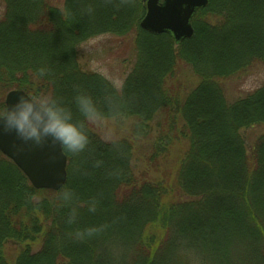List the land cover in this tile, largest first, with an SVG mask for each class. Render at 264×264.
Returning <instances> with one entry per match:
<instances>
[{
    "label": "trees",
    "instance_id": "16d2710c",
    "mask_svg": "<svg viewBox=\"0 0 264 264\" xmlns=\"http://www.w3.org/2000/svg\"><path fill=\"white\" fill-rule=\"evenodd\" d=\"M59 1L2 0L0 88L54 95L76 119L87 93L101 117L84 151H63L59 190L34 188L0 152V264H264V131L251 144L244 133L264 125V83L224 95L227 80L264 67V0H208L180 43L139 27L142 0ZM106 33L135 35L120 89L78 65V47ZM102 119L121 136L103 140ZM90 227L102 230L76 237Z\"/></svg>",
    "mask_w": 264,
    "mask_h": 264
},
{
    "label": "clouds",
    "instance_id": "9594fccd",
    "mask_svg": "<svg viewBox=\"0 0 264 264\" xmlns=\"http://www.w3.org/2000/svg\"><path fill=\"white\" fill-rule=\"evenodd\" d=\"M40 74H44L43 69ZM74 103L82 119L74 118L73 110L54 95L22 93L14 103L0 107V131L14 133L23 142L22 145L44 146L51 143L53 146L59 145L61 151L80 153L89 144L86 124H95L100 119L101 112L94 98L87 93H78ZM59 199L63 204L69 205L74 199V193L64 190ZM95 210L93 202L89 211ZM77 216L78 212L73 208L67 222L75 223ZM101 230L102 227H90L78 231L76 237L85 239Z\"/></svg>",
    "mask_w": 264,
    "mask_h": 264
},
{
    "label": "water",
    "instance_id": "95a60500",
    "mask_svg": "<svg viewBox=\"0 0 264 264\" xmlns=\"http://www.w3.org/2000/svg\"><path fill=\"white\" fill-rule=\"evenodd\" d=\"M146 13L140 27L155 34L166 33L174 42L190 38L194 29L192 18L208 0H144ZM22 90H10L5 105L14 103ZM14 133L0 131V152L9 158L36 189L59 190L66 182L67 158L59 145H22Z\"/></svg>",
    "mask_w": 264,
    "mask_h": 264
},
{
    "label": "rangeland",
    "instance_id": "374dc122",
    "mask_svg": "<svg viewBox=\"0 0 264 264\" xmlns=\"http://www.w3.org/2000/svg\"><path fill=\"white\" fill-rule=\"evenodd\" d=\"M53 5H60L59 0H51ZM145 7V1L142 0ZM4 4L0 0V10L2 12ZM146 13V7L145 12ZM143 15V17H144ZM142 17V18H143ZM208 18V17H207ZM142 20V19H141ZM211 19H209L210 21ZM140 25V23H139ZM140 27V26H139ZM135 35L127 34L125 36H118L114 34H101L83 42L77 49L78 51V65L80 68L89 73H98L111 82L117 89L122 87L124 79L130 73L136 58V44ZM180 76L185 77V81L191 80L193 73L187 68H183L180 63ZM194 78V77H192ZM196 81V79H195ZM193 80L190 82L192 83ZM264 83V67L256 63L251 66L243 74L227 80L224 83V95L229 103L236 99L245 97L248 93L256 90ZM194 87V84H190ZM187 86L188 83H187ZM190 87V86H189ZM6 93L0 88V102L5 104ZM130 119L125 120V124ZM112 119H102L95 126L98 134L103 140L118 138L121 136V123L113 122ZM124 130V129H122ZM264 131V125L256 126L253 129L244 131L249 144L254 142L256 136ZM116 133V135H115ZM141 162V161H140ZM140 164V163H139ZM145 167L143 162L142 167ZM142 167L137 170L141 171ZM141 168V169H140Z\"/></svg>",
    "mask_w": 264,
    "mask_h": 264
}]
</instances>
